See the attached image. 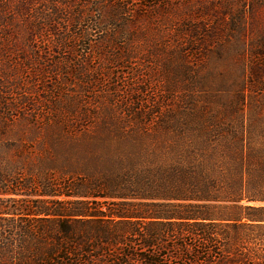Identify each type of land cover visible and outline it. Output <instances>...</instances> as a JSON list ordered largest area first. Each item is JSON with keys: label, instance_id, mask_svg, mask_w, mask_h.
<instances>
[{"label": "trees", "instance_id": "obj_1", "mask_svg": "<svg viewBox=\"0 0 264 264\" xmlns=\"http://www.w3.org/2000/svg\"><path fill=\"white\" fill-rule=\"evenodd\" d=\"M127 5L0 0V264H264V24L185 4L161 98L100 107L91 41L126 60Z\"/></svg>", "mask_w": 264, "mask_h": 264}, {"label": "rangeland", "instance_id": "obj_2", "mask_svg": "<svg viewBox=\"0 0 264 264\" xmlns=\"http://www.w3.org/2000/svg\"><path fill=\"white\" fill-rule=\"evenodd\" d=\"M197 1L204 5L209 4L211 7L215 4L218 8L222 4H225L226 6L228 5L226 8L229 9V13H233V15L241 12L243 13V16L241 17L242 21L258 23V26H262L264 24V3L260 0H256L253 4L252 0H247L245 3H243L242 0H160L161 5L168 2L169 7H166L165 5V9L163 11H160L158 8L150 11L146 7L141 6V4L145 5L155 3L156 0H126V3H128L127 7L130 12L137 10L138 6H141L140 12L143 16H132V14L129 13V15L125 17L127 19L125 31H128V33H126L123 29L121 31L119 23L117 24L119 27H111L109 26L110 24H108L105 26V29L106 31H110L112 33L119 32L120 36L117 38L116 42L122 48H126L125 50L122 49L121 52H123L122 55H128V58L115 63L114 65H116V67H112L107 64V61H109L108 55L105 54L101 57L99 55L100 50L97 49L98 46L95 48V44H97V42L104 37L105 32L102 34L98 32L94 33V37L91 41V44H93L94 47L88 56L87 67L96 68L101 65V72L95 75L99 81L91 85V88L93 89L84 94L85 100L103 107L108 105L110 102L118 105L132 104L136 97H141L144 100L161 98L163 94L159 91V87L163 86V81L169 80V78L166 79V77L168 76L167 74H170L165 71V65L168 61H170L168 66L178 63V60L176 59L177 55L174 52H176L177 48L180 47L182 39L179 41L177 37L173 36V32L177 30V26L183 21L182 17L184 15V5L187 4V6H191ZM110 9V5H107L103 9L105 16H107V12ZM214 10H217V12L213 13V15H221L222 12L218 9ZM226 18L231 19L228 14H226ZM232 18H234V16ZM255 33L258 34L257 29L248 28L242 37L244 41L241 42H245L247 40V35L251 34V36H256ZM125 34H128L129 36L125 37ZM233 41L234 39H232L231 43H233ZM234 44L242 47L236 40ZM87 48L88 46L85 42H83L80 46L76 47V51L73 54L71 52L69 55H66L64 52H61V54L52 52V55H54L55 60L61 59V57L65 56L78 60L79 55L76 56V53L85 54V52L88 51ZM127 49L129 52L126 51ZM104 50L103 54L108 50L107 46H105ZM117 50L120 51L119 49ZM232 51L233 48L230 49L229 53H232ZM169 54H173V57L169 56ZM189 55V61H193L195 63L197 60L196 57L191 58V53H189ZM221 66L223 68L226 67L227 69H236L238 64L235 62V59L232 58L226 59L224 64ZM131 68H134L136 73L141 74L139 79H134L135 76L132 75ZM102 71L105 75H110L109 78L102 76ZM28 74L29 73L26 72L25 77L28 76ZM68 80L72 84V86L67 87L70 90H76L78 88L77 86H84L78 79H74V77H68ZM141 80L145 82H143V84H141V82L135 83ZM145 83L147 84L145 85ZM41 87L42 86H39V88ZM136 89L143 91L137 92L135 91ZM67 94L69 93L66 91L65 87L63 88V95L66 96ZM43 138L44 136L40 133L36 135V139L38 140ZM178 262L180 261L174 259L172 264H178ZM210 264L217 263L212 259Z\"/></svg>", "mask_w": 264, "mask_h": 264}]
</instances>
